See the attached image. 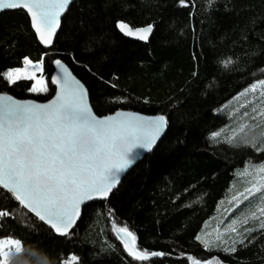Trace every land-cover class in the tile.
<instances>
[{
    "label": "trees",
    "instance_id": "1",
    "mask_svg": "<svg viewBox=\"0 0 264 264\" xmlns=\"http://www.w3.org/2000/svg\"><path fill=\"white\" fill-rule=\"evenodd\" d=\"M186 5L179 0H76L50 47L37 40L24 11L0 13V92L49 98L55 91L53 64L62 59L85 85L97 115L125 109L163 114L167 120V131L152 152L107 200L83 207L69 236H56L0 186V210L9 213L0 218V237L19 239L46 264H264L259 220L237 225L240 232L257 228L247 247L236 245V253L222 250L237 239L226 231L231 219L243 220L261 206L251 197L235 205L238 195L230 186L235 178L247 179L238 168L264 164V151L211 135L230 119L218 107L264 78V0H213L212 5L186 0ZM121 21L133 28L153 25L150 38L123 36L117 27ZM24 57L43 59L46 92L29 91L33 80L7 82L3 72L22 67ZM213 219H219V234L227 239L205 248L196 237ZM112 221L134 234L139 251L164 255L136 260L112 230ZM15 261L35 264L25 255Z\"/></svg>",
    "mask_w": 264,
    "mask_h": 264
},
{
    "label": "snow or ice",
    "instance_id": "2",
    "mask_svg": "<svg viewBox=\"0 0 264 264\" xmlns=\"http://www.w3.org/2000/svg\"><path fill=\"white\" fill-rule=\"evenodd\" d=\"M207 2L213 4V0ZM71 3L72 0H0V10L25 9L40 43L50 47L61 25L60 17ZM179 3L187 6L186 0H179ZM117 27L122 32L129 29V25L122 21ZM152 29L153 25H148L135 32L129 29L125 34L139 33V39L145 40ZM42 62L41 58L33 65L28 57H24V63L36 69H40ZM54 63L60 66L62 76H53L51 83L58 84L60 90L48 104L20 102L10 96H0V186L58 235L69 236L81 215V205L93 199H106L119 183V174L133 163L141 150L151 149L166 128L167 120L163 115L146 120L127 113L98 119L85 103L87 92L83 85L71 76L60 60ZM3 75L10 85L19 80H35L29 91L48 90L43 79L37 80L35 74H28L23 68L11 69ZM257 83L264 88V80ZM246 91L256 92L257 87L254 84ZM260 97L257 107L253 108L255 115L249 117L248 111L243 113V118L253 122V128L261 126L256 123L258 118H264V92ZM247 126L242 119L240 131ZM211 135L218 138L221 132ZM234 139L235 136H230L228 142L232 143ZM240 143L264 151V131L260 137ZM253 167L258 181H250L251 186L234 196L233 201L239 205L251 197L259 200L261 206L245 213L243 220L231 219L226 231L237 234V239L223 251L236 253V245L247 247L245 241L252 242L249 234L256 232L257 228L264 230V183L259 182L264 181V164ZM240 196L243 200L239 199ZM8 216L7 211L0 210V218ZM249 220H259L257 228L244 227L242 232L238 231L237 225H247ZM112 230L123 234L118 238L136 260L147 261L150 257L164 255L131 249L125 237L131 238L133 244L136 237L127 227H117L115 221H112ZM196 239L201 240V237ZM217 240L224 243L220 236ZM203 243L205 248L212 245L209 241ZM19 255L28 256L35 264H46L37 252L22 248L19 239H0V264H14ZM76 260L73 255L71 261Z\"/></svg>",
    "mask_w": 264,
    "mask_h": 264
},
{
    "label": "rangeland",
    "instance_id": "3",
    "mask_svg": "<svg viewBox=\"0 0 264 264\" xmlns=\"http://www.w3.org/2000/svg\"><path fill=\"white\" fill-rule=\"evenodd\" d=\"M39 62H33L34 64H37ZM25 70L26 73L28 74H35L37 80L39 79H43L44 81V86L47 87L46 84V78L43 75V66L40 63V69H36L34 68L32 65H26L23 62L22 67ZM9 70L4 71L3 73H6ZM6 77V76H4ZM7 78V77H6ZM259 80H264V78H260L257 80H254L253 82H251L250 84H248V86L244 87L241 91H239L236 95H234L233 97H231L229 100L225 101L224 104H221L218 107V110L221 111H225L228 112L230 119L228 121V123L226 125H224L219 132H221V136L218 137L221 140H225L228 141V138L230 136H235V139L233 140V142L236 143H240L241 141L244 140H252L254 137H259L261 132L264 131V118H258L256 123H259L261 126L260 127H255L253 128L252 125V121L248 118H243V113L245 111H248L249 113V117L255 115V113L253 112V108L257 107L258 105V100L261 99L260 97V93L264 92V88H261L259 86V84L257 83ZM34 84L36 83L35 80ZM256 85L257 87V91L256 92H251V91H246L247 89L250 88V86L252 85ZM38 87H40L41 85H37ZM37 93V92H34ZM242 119L244 121L247 122L248 126L244 128L243 131H240V126L242 123ZM258 145V144H257ZM258 166V165H257ZM237 172H239V174L247 175L245 178H247L246 180L240 179L238 180V178L234 179L231 183L230 186V190L231 192L233 191V189H235L234 194L238 195L239 193H243L244 188H248L251 186V184L249 183L250 181H258V176H256L255 174V168L251 167L250 169H237ZM236 172V175H237ZM245 173V174H243ZM239 177V176H238ZM248 180V181H247ZM261 183H264V181H259ZM246 183H248V186H246ZM241 185H243L244 187H240ZM242 191V192H241ZM208 222V223H207ZM206 225L202 228L199 236L201 237V239L203 241H217V237L220 236V239L222 241H226L227 239V235L225 233H223V235L219 234V219H213L210 222L207 221ZM117 227H121L119 225H117ZM0 239H15V238H8V237H0ZM7 250V249H6Z\"/></svg>",
    "mask_w": 264,
    "mask_h": 264
},
{
    "label": "water",
    "instance_id": "4",
    "mask_svg": "<svg viewBox=\"0 0 264 264\" xmlns=\"http://www.w3.org/2000/svg\"><path fill=\"white\" fill-rule=\"evenodd\" d=\"M74 1H76V0H72V3H73ZM72 3H71V4H72ZM71 4H70V5H71ZM70 5H69V6H70ZM69 6H68V8H69ZM68 8H67V10H68ZM14 10H22V11H24V12L26 13V15H27V17H28V20H29L30 27H31V29H32V31H33L35 37L37 38V40L40 42V40H39V38H38V36H37L35 30H34L33 27H32L31 17H30V15L27 13V11H26L25 9H5V10H0V13L6 12V11H14ZM67 10H66V11H67ZM65 13H66V12H65ZM65 13H63V14L61 15L60 20L62 19V17L64 16ZM147 26H148V25H146V26H141V27H147ZM141 27L133 28V27H130V26H129V29H131L133 32H135V30H136L137 28H141ZM59 28H60V27H59ZM59 28H58V30H59ZM129 29H125L123 32L121 31V34H122L123 36L129 38V39L137 40V41H142V42H146V41H148V39L150 38L151 33H152V31H151V32L148 34V38H147V39H145V40H141V39H139V35H140L139 33H137V34H135V35H131V36L126 35L125 33H126ZM57 32H58V31H57ZM56 34H57V33H56ZM55 36H56V35H55ZM55 36H54V38H55ZM58 60H60L61 63L64 65V67H66V68L68 69L69 73H71V76L74 77L75 80L79 81L81 85H83L84 89H85L86 92H87V89H86L85 85L83 84V82H82V81H81V80H80V79H79V78L73 73V71L70 69V67H69V66H68V65H67L62 59H58ZM53 76H62V73H61V70H60V66L56 65L55 63L53 64V70H52V72H51L50 79H51ZM53 85H54V87H55V91H54V93H53L49 98H47V99H45V100H38V99H35V98L21 99V98H18V97L14 96V95H12V94H10V93H8V92H0V96H10V97H12L13 100H15V101H20V102H34V103H36V104H48L50 101H52V100H54V99L56 98V96H57V94H58V92H59V90H60V86H59L58 84H53ZM85 103H86V104L88 105V107L91 109L93 115L96 116L98 119H104L105 117H109V116L115 117L117 113H127V114H132V115H134V116L144 117V118H146V120H147V119H154V118H156V117H158V116L163 115V114H146V113L139 112V111L125 110V109H121V110H118V111H115V112H112V113H109V114H106V115H97V114L93 111V109H92V107H91V105H90L88 92H87V96H86ZM163 116H164V115H163ZM166 131H167V126H166V128H165L164 130H162L160 136L157 138L156 142L153 144V146L151 147V149L141 150V151H140V155H139V156L133 161V163H132L130 166H128L124 171H122V172L119 174V183H120V181L123 179V177L126 175V173H127V172H128V171H129V170H130V169H131V168H132V167H133V166H134L139 160H141L143 157L147 156L150 152H152V150L157 146V144L160 142V140L164 137ZM119 183L117 184V186L119 185ZM117 186H116V187H117ZM1 187H2V186H1ZM116 187L110 192L109 196H110L111 193L116 189ZM2 188H3V187H2ZM4 190H5V189H4ZM5 191H7V190H5ZM9 194H10V193H9ZM10 195H11V194H10ZM109 196H108L106 199H93V200H90V201H86L83 205H81V213H82V209H83V207H84L85 205H87V204H89V203H91V202L105 201V200H107V199L109 198ZM21 206H22V205H21ZM22 207H23V206H22ZM23 208H24V207H23ZM26 210H27V209H26ZM27 211H28V210H27ZM28 212H29V211H28ZM29 213L35 217V215H34L33 213H31V212H29ZM80 217H81V215L77 218V222H76L75 226L77 225V223H78ZM36 218H37V217H36ZM37 219H38V218H37ZM43 223L46 224L45 222H43ZM46 225L51 229L50 225H48V224H46ZM75 226H74V227H75ZM51 230H52V229H51ZM72 230H73V229H71L70 232H71ZM52 232H53L56 236H58V237H65V236L58 235L54 230H52ZM119 235L122 236L123 234H119ZM125 239L128 240V242H129V247H130L131 249H133V250L136 251V252H139L138 248H136L135 244H133L131 238L125 237ZM127 253H128V251H127ZM132 257H133V256H132Z\"/></svg>",
    "mask_w": 264,
    "mask_h": 264
},
{
    "label": "clouds",
    "instance_id": "5",
    "mask_svg": "<svg viewBox=\"0 0 264 264\" xmlns=\"http://www.w3.org/2000/svg\"><path fill=\"white\" fill-rule=\"evenodd\" d=\"M14 264H26V262H17V261H15Z\"/></svg>",
    "mask_w": 264,
    "mask_h": 264
}]
</instances>
